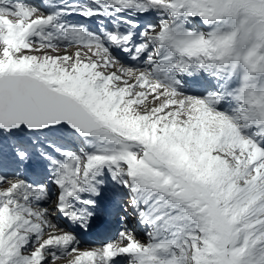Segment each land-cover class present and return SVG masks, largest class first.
<instances>
[{
    "label": "snow or ice",
    "instance_id": "1",
    "mask_svg": "<svg viewBox=\"0 0 264 264\" xmlns=\"http://www.w3.org/2000/svg\"><path fill=\"white\" fill-rule=\"evenodd\" d=\"M0 264H264V0H0Z\"/></svg>",
    "mask_w": 264,
    "mask_h": 264
}]
</instances>
